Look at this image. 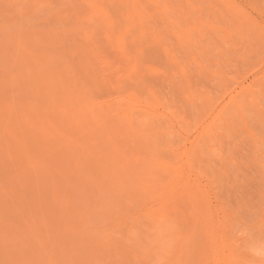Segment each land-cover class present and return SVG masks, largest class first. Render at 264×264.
Wrapping results in <instances>:
<instances>
[{
    "label": "rangeland",
    "instance_id": "374dc122",
    "mask_svg": "<svg viewBox=\"0 0 264 264\" xmlns=\"http://www.w3.org/2000/svg\"><path fill=\"white\" fill-rule=\"evenodd\" d=\"M24 3L26 5H23ZM28 3L31 5H28ZM94 5L96 6L95 9H93ZM18 6H20V10H18ZM1 13L0 28L3 27L1 30L7 29V27L15 30V28H12V22H20L22 24L19 23L16 26L22 31L17 30V28L15 32L9 31L10 33H16L17 36L19 35L18 32L20 34L22 32L23 35L32 31H43L44 29L45 34L47 33L49 36L47 44L51 42L49 46L52 44L55 46L53 39L52 41L50 39L51 33H56L57 31V33H60L62 30L64 38L67 39L66 43L65 39L62 38V40L64 39L63 44L66 43L64 48L65 46L68 47L65 49H68L69 52L77 45L86 44L82 40L89 35L87 38L89 39V44L92 47H96L95 58L97 59L91 58L94 59L92 62L91 60L89 61L92 65L87 64L88 67L91 66L90 68L87 69L85 62L79 61L77 55H69L70 57H67V54L70 53L68 51L66 53V50L64 52L61 50L63 52L61 56H64V58L66 56L67 61L69 59L72 64H76H73V72L78 71V74L75 73L76 78L83 79L84 77L83 81L86 80L88 82L86 86L89 85V90L90 88L92 89L89 91L90 95L88 93L85 99L83 98L84 101L89 100L93 102L90 105L97 107L95 109H98L97 104L101 106L99 109L102 106L104 109H110L112 118L105 120L107 123L104 120H100L101 122H97L98 124L95 121H91L88 125L86 122L83 124L78 123V117L74 119L73 116L69 115L70 119L73 118L75 123L72 120L69 122V116H63L65 115L63 113L70 110L73 106L69 107L70 105L68 104L70 102H66L67 108L65 109L63 100H59L60 98H64L65 94L63 92V96L59 99H57L58 95L53 96V94H48L51 100L54 97L52 101L57 97V105L60 106L54 107L58 114L55 116L58 118L51 116L56 113L51 107L53 112L51 111V115L47 116L50 108L48 107V103L44 104V102L48 100L46 99L47 97H45L46 101L42 100L44 98H41V96H47L45 92L49 93L50 87L57 86L55 85L57 82H61L66 78L64 76H57L62 70L64 72L61 61H56L58 55L53 54L54 58L51 53L55 51L53 52L52 48L49 49L50 47L48 50L52 52L45 50L44 41L43 49L41 48L42 43L36 46L39 41L36 36L39 35L36 33L35 36V32H32L31 36L35 37H32L34 43L37 41L35 44L36 49L39 50L41 48L40 50H43V52H38V60V56H34L33 59L31 57L35 53L37 55V51L34 52V46L32 48L33 53L29 52L31 51V47L28 46H30V43L34 44L31 42L32 39H25L26 44L30 42L27 46L24 43L23 36H19L20 39L22 38V42L20 43L21 53L17 49L19 48V40L15 41L19 37L15 40L13 38L11 43L7 41L9 40L8 38H11L10 35L14 33L9 34L8 32L9 35L4 40L5 42L7 41V44L3 41L4 38L0 40L2 42H0V45H3V42L5 44V46L3 45L4 47L0 46V59H2L0 60V129L2 128L1 130H3L4 128L5 130V132L2 131L4 133H1L0 130V264H52V262L54 264H264V0H41L40 2L39 0H0ZM27 13L32 15L29 16L32 21L28 19ZM91 15L96 19L94 18L93 20ZM19 19L21 20L19 21ZM90 19L92 21H89ZM85 21L88 23V27ZM74 25L75 27H73ZM59 27L61 29H56ZM28 29H32V31H28ZM51 29L50 33L49 30ZM72 29L74 30L71 31ZM76 30L78 31L76 32ZM23 31L26 33H23ZM5 32L3 33L6 34ZM41 34L40 36H44V39L43 37L39 38L46 41L48 37L45 39L44 32H41ZM63 34L61 32V36ZM84 34L86 36L82 38ZM69 35L74 36H70V38ZM25 36L24 38L28 37V35ZM56 36L53 35L52 37L57 38ZM75 36L77 37L75 38ZM118 40L121 42L120 45H118L120 43ZM121 40L124 41L123 44ZM86 41L87 39H85ZM12 42H18V45L13 43V46ZM8 43L12 45L10 49L16 47V44L17 48L14 49L17 50H11V53L9 47H6L7 45L10 46ZM22 46H27L25 49H29L28 53H23L26 51H24L25 49ZM55 48L56 46L54 50H57ZM5 49L9 50L6 52ZM20 49L19 51H21ZM2 51L6 53L7 58L11 56L9 57L11 58L10 61L6 59V56L4 58L5 54L3 53V55ZM14 52L17 56H13ZM44 52L52 56L50 55L46 58L44 54V58L41 55ZM57 53L59 54L60 52ZM65 53L66 55H64ZM21 54L26 55V59ZM29 54L33 55L27 57ZM15 57L18 60L22 59V62L32 59L34 64L32 63L31 65H36L38 72L39 65L42 68L48 62L54 63L55 61V63L57 62V64L62 65L60 67L56 64L57 69L55 70L54 68L56 67L52 68V65L55 63L46 64L49 69L46 65L44 67L51 71H48L49 76L46 75V70H40L42 73L41 78L44 77L43 72H45L46 77L45 80H42L45 81L44 83L40 81L38 83L37 81V88H42V85L46 87L48 83L53 84H48L47 90L45 88L41 89L45 91L40 90L42 94L39 91L40 88L37 89L41 95L38 93L39 98L36 96L38 100L40 99L36 103L40 104L41 107L43 104L42 108L34 102V94L27 90H17V86L23 89L26 85L25 88H28V81L31 86L33 85L32 87H36L34 81L33 84L30 83V78H35L40 73H36L35 71L37 70L34 68L32 69L35 72L33 75L31 69H28L31 66L29 65L31 61H29V66L26 65L25 67H28L27 70L29 73L32 72V75L27 72L26 74L29 77L27 75V79H25L23 74H21L20 68L21 70H25V72L27 70L22 67L24 64L19 65L18 62L21 61H17ZM49 57L53 58L54 61H52L53 59L49 61ZM12 59L15 61H12ZM84 59L86 58L83 57V61ZM6 60L8 61L7 64ZM39 60H44L45 62L39 63ZM42 63L44 65H41ZM82 63L85 65L82 66ZM10 65H13V68L17 66L16 70H12L14 72L9 67L7 70L6 67ZM80 65L86 70H83L85 72L81 73L82 69L77 70ZM10 67L12 68V66ZM8 71L12 73L8 75L10 73ZM70 71L71 69H69ZM50 73H52V76ZM82 74L85 75L81 77ZM40 75L38 76L39 78ZM86 75H88V78ZM89 75L95 77L91 79L92 77H89ZM73 76L72 78L74 79L75 77ZM11 77H16V80ZM70 78L69 82L64 83V85L69 84L73 88L74 84L70 83L72 80ZM24 79L26 82L23 81ZM1 80L7 86L4 83L2 84ZM9 80H15L13 81L15 83L9 82ZM17 80L22 82L20 83L22 86L19 85V81L17 82ZM89 82H91V86ZM11 83L15 87H12ZM69 85L68 87H70ZM80 86L79 84L78 88ZM7 87L12 88L8 89ZM63 88H60L59 85L58 89L61 90ZM58 89L57 91L55 90L56 93ZM242 90H246L245 95H243ZM251 91L254 93H251ZM4 92L7 93L4 94ZM33 92L36 93L34 90ZM30 94L33 96L31 97L32 101H30ZM66 96L64 102L70 95ZM233 96L239 97L242 102L240 100L237 102V98ZM23 97L24 99H21ZM231 97L236 99L231 100V103L237 102L236 106L238 105L240 112H242L240 113L239 110L238 112L235 111L237 107L235 110L231 108V113L230 110L229 112L226 110L228 116H224V118L227 117L226 122H224L225 125H220L222 121L217 119L213 124L212 119L214 121L216 118L214 114L217 113V110L219 111L223 108L224 105L226 106L224 107L225 109L229 107L231 103L228 101H230ZM15 100L16 102H14ZM41 100L44 102L41 103ZM67 100L69 101V98ZM7 101L10 103H7ZM58 101L62 102L63 106L58 104ZM89 101H87L88 106ZM29 102L30 104H28ZM49 102H51L50 99ZM87 102L86 104L82 103L84 110H87L85 107ZM118 102L119 104H117ZM108 104L110 105L107 106ZM115 104L117 108H114ZM44 105L45 108L49 109L45 110ZM30 106L34 109H27V111L26 108ZM146 106H151L153 110L151 109L150 113H155L152 114L153 116L149 112H146ZM9 107L15 111L11 113L12 111L8 109ZM15 107L16 109H13ZM60 108H62L63 113H61L62 110ZM105 111L107 112L108 110ZM125 111L127 117L123 113ZM39 113H47V115L45 114L46 116L41 117L42 115L40 116ZM63 118H67L68 124L65 123L66 121ZM7 120L8 122L10 121V125ZM12 120L14 124L18 123L14 127ZM43 120L49 121L51 125L46 124L47 122ZM19 121L23 124L22 126L19 124ZM170 121L174 122V125L173 123L170 125ZM218 121H220L219 124ZM122 122L123 124L127 123L126 126H123ZM3 124H7V126L4 127ZM94 124L93 128L92 125ZM172 125L174 127L171 128ZM212 125H215V127H212ZM43 126L46 128L44 129ZM207 126L210 127L208 133L206 130ZM65 127L69 129L66 128L64 132L63 128ZM211 128H216V130H212ZM202 131H205L208 136H202L204 135L201 133ZM46 133L48 134L46 135ZM104 133L108 134H105V136ZM27 134L30 135L28 136ZM60 134L63 139L66 136L68 140L60 138ZM22 135L25 137L23 138ZM13 136L14 140L11 139ZM102 136H105V138ZM109 136H112V138ZM150 136L153 139L149 138ZM201 136L202 140L198 138ZM203 137H206V139L204 138L203 140ZM80 138L81 140H79ZM110 140H113L114 143H109ZM66 141L72 143L69 144ZM80 141H82V144ZM105 142L109 146H106L108 144ZM21 144L23 145L21 146ZM74 144L76 145L74 146ZM85 145L87 146L85 147ZM88 145H91L90 147L94 145L95 148L93 146V150L91 151ZM65 146L67 147L65 148ZM112 146H117L118 150L114 151L110 148ZM169 146H172V148H169ZM62 148L64 151L61 150ZM77 148L81 151L79 152ZM67 149L73 150H70V152ZM169 149L171 150L169 151ZM59 150L60 152H58ZM184 150L187 154L191 151L190 155H185ZM82 151H85L84 154L81 153ZM193 152L196 153L192 155ZM59 154L61 155L59 156ZM156 154L159 159L161 158L160 160L170 162L171 165H176L175 168H179L182 165V171L186 169L184 170L187 173L185 174V178L186 180L188 179L184 183L181 182L184 185L183 188V185H177L178 183L181 184L180 178H177L175 173L172 174L174 179L176 177L179 180H174L171 177L174 182L177 180L178 183L176 181L173 184L176 186L174 188L170 187L172 191H170L169 197H167V199L170 198L168 200L169 203L165 200L167 203L165 204L166 212L169 211L166 213L167 218H163L162 221V216L161 218L158 217L160 219L158 223L155 220L153 221L152 217L156 218L155 216H149V212L144 213L147 209L150 212H153L155 208L157 209L159 206L158 200H152L148 206L146 205L148 208L146 206L145 208L142 202L144 199L142 192L140 189L138 190V186L136 185L137 188L135 186L132 188L136 184L137 178L148 172L146 171V165H143L147 161H143L149 160L147 157L153 156L155 158ZM65 156L69 157V161ZM112 157H114L115 163L116 160L118 161L116 164L112 160ZM157 157L156 159H158ZM152 158L150 160H153ZM62 161L63 163L65 162V165ZM124 163L125 166L123 165ZM118 166L120 168L116 169L117 171L119 170L117 172L115 167L118 168ZM121 166L123 169H126L124 171L120 170ZM185 166L186 168H183ZM105 168L107 171H105ZM177 168L174 170L173 167V170L176 172V170H179ZM16 169L19 171L17 172ZM139 169L145 172L141 175L140 173L142 172ZM25 172L27 173L23 175ZM166 173L163 172L162 175L157 173L163 179L162 182L165 185L169 183L168 179L171 176L168 172ZM180 174L183 173L180 172ZM117 178L119 183L116 181ZM127 179L130 180L127 181ZM189 181V186L190 184L193 186H191L192 190L187 187ZM130 183L134 184L131 185ZM117 184L120 185L118 186ZM92 187L93 190H91ZM106 187L109 188L107 189ZM122 190L126 193H122ZM162 192H159V194ZM192 192L197 195H194ZM189 193H192L193 196H190ZM63 197L65 200H63ZM124 197L125 199H123ZM3 199L6 200L3 201ZM133 199L134 201H132ZM62 200L64 203H61ZM116 207L119 208L117 209ZM150 207L151 209H149ZM141 213L142 216H140ZM164 224H170L171 226L167 228L168 226ZM152 226H157V229L156 227L152 228ZM164 233L167 234L166 237H163L165 236ZM167 236L170 237L167 238ZM104 237L106 238L104 239ZM164 239H169V243ZM163 240L165 241L164 243ZM152 243L155 244L152 245ZM161 243L162 245L159 246Z\"/></svg>",
    "mask_w": 264,
    "mask_h": 264
},
{
    "label": "bare ground",
    "instance_id": "6f19581e",
    "mask_svg": "<svg viewBox=\"0 0 264 264\" xmlns=\"http://www.w3.org/2000/svg\"><path fill=\"white\" fill-rule=\"evenodd\" d=\"M40 1H41V0H39V2H40ZM103 1H104V0H103ZM27 2H28V1H27ZM82 2H84V1H82ZM86 2L88 3V1H86ZM21 3H22V2H21ZM90 3H91V1H90ZM92 3H93V2H92ZM12 4H17V3H12ZM12 4H11V5H12ZM18 4H20V3H18ZM29 4H30V3H28V5H29ZM8 5H9V4H8ZM20 5H22V4H20ZM23 5H26V3H24ZM30 5H31V4H30ZM13 6H14V5H13ZM84 6H85V5H84ZM19 7H20V6H18V10H20ZM21 7H22V6H21ZM95 7H96V6L94 5V8H93V9H95ZM86 8H87V7H86ZM88 8H89V6H88ZM21 9H22V8H21ZM28 9H29V8H28ZM70 9H71V8H70ZM102 9H103V8H102ZM102 9H100V10H102ZM126 10H127V9H126ZM32 11H33V10H32ZM124 11H125V10H124ZM25 12H26V11H25ZM28 12H29V11H28ZM34 13H36V12H34ZM34 13H33V14H34ZM94 13H95V12H94ZM96 13H97V12H96ZM27 14H28V13H27ZM1 15H2V13L0 14V16H1ZM3 15H4V14H3ZM120 15H121V14H120ZM25 16H27V15L25 14ZM29 16H32V15L28 14V17H29ZM92 16H93V15H91V17H92ZM123 16H124V15H123ZM35 17H36V16H35ZM71 17H72V16H71ZM84 17H85V16H84ZM84 17H83V19H85ZM86 17H87V16H86ZM98 17H99V15H98ZM80 18L82 19V17H80ZM80 18H79V19H80ZM87 18H88V17H87ZM92 18H93V17H92ZM94 18H95V17H94ZM94 18H93V20H94ZM99 18H100V17H99ZM23 19H24V18H23ZM28 19L30 20V17H29ZM76 19H77V18H76ZM81 19H80V20H81ZM95 19H96V18H95ZM4 20H5V19H4ZM20 20H21V19H19V21H20ZM26 20H27V19H26ZM68 20H69V19H68ZM30 21H32V20H30ZM82 21H83V20H82ZM82 21H81V22H82ZM86 21H87V20H86ZM86 21H85V24H86V26H87L88 23H86ZM89 21H92V20L90 19ZM97 21H98V20H97ZM55 22H56V21H55ZM59 22H60V21H59ZM133 22H135V20H133ZM12 23L14 24L15 22H12ZM19 23H20V22H19ZM19 23L16 22L15 25L12 24V28H13V29L15 28V30H16V28H17L16 26H18ZM24 23H25V20H24ZM62 23H63V22H62ZM75 23H76V22H75ZM3 24H4V23H3ZM17 24H18V25H17ZM20 24H21V23H20ZM28 24H29V21H28ZM33 24H34V23H33ZM73 24H74V23H73ZM1 25H2V24H1ZM5 25H6V23H5ZM21 25H22V24H21ZM63 25H64V23H63ZM79 25H80V23H79ZM81 25H83V24H81ZM91 25H92V23H91ZM6 26H7V25H6ZM13 26H14V27H13ZM60 26H62V25H60ZM65 26H66V25H65ZM65 26H64V27H65ZM67 26H68V25H67ZM122 26H123V25H122ZM9 27H10V26H9ZM20 27H22V26H20ZM68 27H69V26H68ZM73 27H75V25H74ZM78 27H79V26H78ZM78 27H77V29H79ZM87 27H88V26H87ZM1 28H3V27H1ZM1 28H0V33H2V35H0V37H1L0 40H2V39L4 38L3 41L7 39L6 37H8L9 34H12V33L15 32V30H11V29H9L8 27H7V29H2L3 31L1 30ZM5 28H6V27H5ZM18 28H19V27H18ZM18 28H17V30H21V29H18ZM53 28H55V27H53ZM71 28H72V27H71ZM56 29H61V28L59 27V28H56ZM64 29H65V28H64ZM75 29H76V28H75ZM84 29H85V27H84ZM4 30H5L6 32H5ZM10 30H11V31H14V32H11V33H10V32H9ZM30 30L32 31V29H30ZM30 30L28 29V31H30ZM53 30H54V29H53ZM73 30H74V29H72L71 31H73ZM82 30H83V29H82ZM82 30H81V31H82ZM85 30H86V29H85ZM85 30H84V31H85ZM21 31H22V30H21ZM47 31H48V30H47ZM47 31H46V32H47ZM51 31H52V29L49 30L50 33H51ZM59 31H60V30H59ZM77 31H78V30H76V32H77ZM87 31H88V28H87ZM3 32H5L7 35L4 34ZM8 32H9V34H8ZM16 32H17V31H16ZM32 32H33V31H32ZM32 32H31V33H32ZM34 32H35V33H34ZM34 32H33L34 35H35L36 33H38V35H39V36H36V35H35V36L39 39L38 42L41 41L40 43H38V42L36 41V42H37V45H36V46L41 45V43H42V47H41V48L43 49V48H44V47H43V44H44L43 41H44V42H45V45H44V46H45V50H47V51H51V50H48V48L50 47L49 49L52 48V51H53V52H54V51H55V52H56V51H57V52H60L59 54H58L57 52H56V53H55V52H54V53H51L52 51H51V52H47V53H51L52 55H53V54H54V55H58L56 61H57V60L61 61V63H62L63 66L60 65V64H57V62L55 63V61H54L53 58H50V57H49V61H50L51 59H53L52 61H54L55 64H54V63H51V62H50V63L55 65V66L52 65V68L56 67V68H54L55 70L57 69V65H59L60 67H61V66L64 67V72H63V70L61 71V70L59 69L61 72L59 71L60 74H58L57 76H64V77H66V78L64 79V77H63L64 80H62L61 82L59 81L60 84H58L59 82H57V83L55 84V85H57V86H52V87H50L51 90H50V88H49V91H50L49 93H47V92H45V91H43V90H41V89L45 88V90H47L46 87L48 88L49 85H53V84H51V83H50V84L48 83L49 85L47 84L46 87H45V85H42V88H40V87H39L40 89L37 88V85H36L37 81H38V83H39V81L42 82V83L45 82V81H42L43 79L45 80V77H46V76H45V72H47L46 75L49 76V75H48V74H49L48 71H50V70H47V68L49 69V67H47V65H46V64H48L49 62L47 61L48 63L45 64L47 68L44 67V66H45L44 63L41 64V65H44V66H43L44 68H43V67L41 68L40 65L37 64V65H39V67H40V68H39V67L37 66L38 69H39V72H38V70L36 69V65H35V66H34V65H31L32 63L34 64V62H33L32 59H33L34 56H38V58H37V60H38V59H39L38 52H43V50L41 51V50H40L41 48H39V47H38L39 50L36 49V48H37V47L35 46L36 42L34 43V42H33V39H32V37H34V36H33V35L31 36V33H30V32L26 33V32L23 31V33H26V34H23V35H22V32H21V34H20V32H18V34H19L18 36H17L16 33H14V34H13L14 36H13V35H10L11 38H8L9 40H7V41L11 43V41H13V38H14V40H15V39H17V38L21 35V36H23V40H24V43H25V44H26V40H25V39H30V40L32 39L31 42L34 43V44H32V43L29 42V43H30V46H28L29 43L27 42L26 45H27L28 47H31L30 50L32 51V52H31V51H29V52H30V53H33V50H32L33 46L35 47V48H34V52L37 51V55H36V53H35V55H33V54H29V55H27V57L30 56V55H33V56H31L32 59L30 58L31 60H29V61H31L30 64H29V61H27V62L24 61V60L26 59V57H25L26 55H24V54H25V53H28V50H29V49H25V48H27V46H26V47H23V46H22V47L25 49L24 51H26V52H23L24 54H21V56L24 55L25 59L23 60L24 62L21 61L22 59H21V60L19 59V60L22 62V63H21V62H18L19 65H20V64H21V65L24 64V65H22V67H24V69H25V68H26L25 66L29 64V65H31V66L28 65V66H29V68L27 67L28 69H31V71H32V69L35 68V70H37V71H35V72H36V73H40L41 75L39 74V75H40V78L38 77L39 75H38L37 77H35V78H30V79H31V80H30V81H31L30 83L33 84V81H34V85H36V87H32L33 85L31 86V85L29 84V81H28L27 83H28V86H29V87H28V88L26 87L27 89L25 88L26 85H25V86L23 87V89H22V87H21L22 85L20 84V83H22V82H20L19 80H17V82L19 81V85H21V86H20L21 88H18L19 86L16 85V86H17V90H18V89H20L21 91H22V90H25V91L27 90V91H29L30 93L34 94V97L30 94V98L33 97V100H34L35 103L37 102V100H38V98H39L38 95L40 94V92H41V91L45 92L47 96H43V97L41 96V98H44V99H42V100H45V97H47L46 99H47L48 101H47V102H44V101H43V102H44V104L48 103V107H49V108L51 107V108H53V109H54V107H57V106L59 107V106H60V105H57V99H59L60 97H62V96H63V93H64V94H65V96H63L64 98H60L59 100H63V105H65V106H64L65 109L67 108V104H66V102H70V103L68 104V105H70L69 107H71V106H73V107L70 108V110L72 109L71 111L67 109L69 112H68V111H67V112L65 111V113H63L62 108H60V110H62L61 113L65 114V115H63V114H62V115H63V116H66V115L69 116V115H71V116H73L74 119H76V117H78V120H79L78 123H81V124H83L84 122H86V123L88 124V123L91 122V121H92V122L95 121V123H97V122L100 123V122H101L100 120H104V121H105V120H107V119H109V118H112V117H111L112 112L109 111L110 109H104L103 106H102V108L99 109V107H101V106H99L98 104H97L98 109H95V108H97V107H95L94 105L91 106L90 103L92 104L93 102H90V101L87 100V99H86V100L89 101V106H90V107L88 106V102L86 101V102H87V105H85V107H86L87 110H84V105H83V104H86V102L84 101L85 96H87L88 93H89V95H90V92H89V91L92 90V89L90 88V90H89V85L86 86V83H88V82H86V80L83 81V79H84L83 76H84L86 73H85L84 75L82 74L81 77H83V79H82V78H79V77L76 78V77H77L76 74H78V73H77L78 71H77V72H76V71L73 72V71H74V65H73V64H75V63L72 64V62H71L69 59H68V61H67V57H70L69 55H71V56H73V55H77V56H78L77 58H79V61L81 60V62H85L86 66H87V67H86V66H85V67H86L87 69L91 67V66L88 67L87 64H91V63H89V61L91 60V62H92V60H94V59H91V58H93V57L95 58V55H96V54H95L96 47H95V46L92 47V46L89 44V39L87 38L89 35L85 38V39H87L88 44H87V41L85 42V39L83 38V37L86 36V35H85V34H84L83 36L81 35L82 38H83L82 41H84L83 43H86V44H80V45H77L74 49L70 50V52H69L68 49H65V48H68V47L65 46V48H64V45L67 43V39L64 38L65 36H64L62 30H61V32H62V34H63L62 36H61V32H60V33H57L58 31H57L56 33H55V32L51 33L52 36H53V35H57V36H56L57 38L54 37L56 40L50 35V36H51L50 39H51V41H52V39H53V41L55 42L54 45L56 46L57 50H54V47H55V46H53V44H52L51 46H49V44H51V42H50V43L48 42L49 44H47V41L49 40V36L47 35V33L45 34V30H44V29H43V31L41 30V31H37V32L34 31ZM41 32H44V34H45V39H47V37H48V39H47L46 41L43 40V39H44V36H40ZM64 32H65V31H64ZM50 33H48V34H50ZM74 33H75V32H74ZM78 33H80V32H78ZM82 33H83V31H82ZM91 33H92V32H91ZM29 34H30V35H29ZM86 34H87V33H86ZM24 35H26V36L28 35V37L25 36L26 38H24ZM41 35H42V34H41ZM59 35H60V36H59ZM66 35H67V33H66ZM2 36H3V37H2ZM12 36H13V37H12ZM70 36H72V35H69V37H70ZM73 36H74V35H73ZM73 36H72V37H73ZM77 36H78V35H77ZM77 36H75V38H76ZM15 37H16V38H15ZM30 37H31V38H30ZM39 37H43V39L41 38V39H42V40H41ZM34 38H35V37H34ZM37 38H36V40H38ZM62 38L65 39V42H66V43L64 42L65 44H63V40H64V39L62 40ZM66 38H67V37H66ZM70 38H71V37H70ZM89 38H90V37H89ZM10 39H12V40H10ZM21 39H22V38H21ZM21 39H20V37H19L17 40H15V41H18V40H19V45H18V42H17V43H16V42H12V45H13V43H16V44L18 45L19 48H17V45H16V44H15L16 47H14V48H17L19 53L22 52V49H20V43L22 42ZM117 39H120V38H117ZM117 39H116V40H117ZM61 40H62V42H61ZM71 40H72V39H71ZM74 40H75V39H74ZM74 40H73V42H74ZM7 41H6V42L4 41V42L7 44ZM118 41H119V40H118ZM118 41H117V43H118ZM121 41H122V40H121ZM0 42H1V41H0ZM4 42H3V45L5 46ZM54 42H53V43H54ZM78 42H79V41H78ZM119 42H120V41H119ZM123 42H124V41H122V44H123ZM1 43H2V42H1ZM10 43H8V44L10 45ZM80 43H81V42H80ZM91 43H92V42H91ZM22 44H23V43H22ZM22 44H21V45H22ZM120 44H121V42L118 43V45H120ZM3 45H0V46L4 47ZM12 45H10V46L7 45L6 47H9V49H10V47H11ZM23 45H24V44H23ZM68 45H69V44H68ZM85 45H86V46H85ZM13 46H14V45H13ZM46 46H47V47H46ZM73 46H74V45H73ZM22 47H21V48H22ZM97 47H98V45H97ZM0 48H1V47H0ZM11 48H12V47H11ZM14 48H13V49H10V50H9V49H7V50L5 49V50H6V52H7L8 50H9V51H11V50H13V51H14V50H17V49H14ZM46 48H47V49H46ZM56 48H55V49H56ZM62 48H64V49H62ZM71 48H72V47H71ZM92 48H93V49H92ZM19 49H20L21 51H19ZM0 50H1V49H0ZM3 50H4V48H3ZM61 50H63V52L66 50V53H67V51L70 53V54H67V57L65 56L66 59L64 58V56H61V55H63V52H62ZM3 53H4V52L2 51V54H3ZM11 53H12V51H11ZM66 53H65L64 55H66ZM0 54H1V53H0ZM4 54H5V55H4ZM4 54H3V55H4V58H5V56H6V59L10 61L11 58H9V57H11V56H9V54H8V56H9V57H8L9 59H8L6 53H4ZM16 54H17V53H16ZM44 54H45L46 58H47L48 56L51 55V54L48 55V54H46L45 52H44L43 54L41 53V55H42L44 58H45ZM10 55H11V54H10ZM19 55H20V54H19ZM19 55H18V56H19ZM52 55H51V56H52ZM54 55H53V57H54ZM13 56H17V55H15V52H14ZM0 57H1V55H0ZM83 57L86 58V59H84V61H83ZM2 58H3V57H2ZM4 58H3V59H4ZM15 58H16V57H15ZM15 58H14V59H15ZM19 58H20V57H19ZM54 58H55V57H54ZM14 59H12V61H15ZM28 59H29V58H28ZM28 59H27V60H28ZM95 59H96V58H95ZM0 60H2V59H0ZM7 60H6V64H7V62H8ZM16 60L19 61L18 58H16ZM35 60H36V59H35ZM44 60H45V59H44ZM44 60H41V61L39 60V61H40L39 63L43 62ZM46 60H47V59H46ZM65 60H66V61H65ZM96 60H97V59H96ZM17 61H16V62H17ZM59 61H58V62H59ZM44 62H45V61H44ZM14 63H15V62H14ZM36 63H38V62H36ZM50 63H49V64H50ZM76 63H77V62H76ZM15 64L18 65L17 63H15ZM56 64H57V65H56ZM85 64L82 63L81 65L84 66ZM100 64H101V63H100ZM19 65H18V66H19ZM75 65H76V64H75ZM77 65H78V63H77ZM81 65L79 66V68L77 67V68H78L77 70L82 69V70H81V73H82V72H85L86 70L83 69V67H82ZM91 65H92V64H91ZM10 66H12V68H13V65H10ZM10 66H7V67H6L7 70H8V67H9V69H11V71L14 70L15 68H17V66H14V68L12 69ZM49 66H50V65H49ZM59 66H58V67H59ZM32 67H33V68H32ZM27 68H26V70H27ZM50 68H51V67H50ZM120 68H121V67H120ZM41 69H43L44 71L46 70L45 72L42 71V72H43V75H44L43 78H41V76H42V73L40 72ZM61 69H62V68H61ZM69 69H71L70 72H69ZM92 69H93V68H92ZM92 69H91V70H92ZM15 70H16V69H15ZM51 70H52V69H51ZM55 70H52V71H55ZM83 70H85V71H83ZM11 71H8V72H10V73L7 72L8 75L11 74L12 72H14V71H12V72H11ZM20 71H21V74H23V77H25V79H27L26 77H27L28 74H26V73L28 72V70L25 72V70H21V68H20ZM20 71H18V72H20ZM23 71H24V73H22ZM29 71H30V70H29ZM57 71H58V70H57ZM57 71H56V72H57ZM32 72H33V75H34V73H35L34 70H33ZM32 72H30L31 75H32ZM50 72H51V71H50ZM91 72H92V71H91ZM28 73H29V72H28ZM30 73H29V74H30ZM52 73H55V72H52ZM52 73H50L51 76H52ZM75 73H76V74H75ZM79 73H80V71H79ZM17 74H18V73H17ZM24 74H26V75H24ZM56 74H57V73H56ZM69 74H70V75H69ZM88 74H89V73H88ZM19 75H20V74H19ZM19 75H16V76H19ZM31 75H30V76H31ZM35 75H37V74H35ZM73 75H74V76H73ZM93 75H94V73H93ZM93 75H92V76L89 75V77H92L91 79H93V78L95 77V76H93ZM11 76H12V75H11ZM20 76H21V75H20ZM72 76L75 77V78L73 79ZM86 76H87V78H88V75H86ZM28 77H29V75H28ZM54 77H55V76H54ZM69 77H71L70 80L72 79L70 83H73V84H74V85H73V88L71 87L72 85H69V84H68L70 87H68V85H66V86L64 85V83L69 82ZM7 78H8V77H7ZM11 78H14V79H15L16 77H11ZM17 78H18V77H17ZM21 78H22V76H21ZM37 78H39V79H41V80H39V79H37ZM47 78H48V77H47ZM47 78H46V79H47ZM4 79H5V78H4ZM25 79H24L23 81H25ZM33 79H34V80H33ZM35 79H36V80H35ZM85 79H86V78H85ZM102 79H103V78H102ZM15 80H16V79H15ZM15 80H13V81H15ZM1 81H2V80H1ZM5 81H6V79H5ZM13 81H12V80H9V82H13ZM21 81H22V80H21ZM46 81H47V80H46ZM90 81H91V80H90ZM6 82H7V81H6ZM9 82H8V84H9ZM25 82H26V81H25ZM91 82H92V81H91ZM91 82H89V83H90V86L92 85ZM93 82H94V81H93ZM99 82H100V81H99ZM120 82H121V81H120ZM3 83L5 84V82L2 81V84H3ZM13 83H15V82H13ZM13 83H11V86H12ZM38 83H37V84H38ZM96 83H97V82H96ZM79 84H80L83 88H82L81 86H80V88H78ZM5 85H6V84H5ZM59 85H60V88H61V87L63 88V86H64V88L61 89V90L58 89V88H59ZM255 85H257V84H255ZM6 86H7V85H6ZM39 86H41V85H39ZM93 86H94V85H93ZM106 86H107V85H106ZM126 86H127V85H126ZM12 87H15V86H12ZM12 87H11V88H12ZM30 87L35 88L36 90H35V89H32V88H30ZM55 87H56V88H55ZM85 87H88V88H85ZM113 87H114V86H113ZM252 87H253V86H252ZM7 88H8V87H7ZM11 88L9 87L8 89H11ZM29 88H30V89H29ZM54 88H55L56 91H57V89H58V92H57V93L55 92ZM100 88H101V87H100ZM100 88H98V89H100ZM0 89H1V88H0ZM5 89H6V87H5ZM37 89H39V91H40V90H41V91L38 92ZM52 89H53V90H52ZM87 89H88V90H87ZM122 89H123V88H122ZM249 89H250V88H249ZM249 89H248V90H249ZM33 90H34L36 93H34ZM59 90H60L61 92H60ZM239 90H240V89H239ZM93 91H94V89H93ZM109 91H110V90H109ZM242 91H243L242 93H244L243 95H245L246 90H242ZM9 92H10V90H9ZM52 92H53V93H52ZM62 92H63V93H62ZM252 92H253V91H251V93H252ZM260 92H261V91H260ZM6 93H7V92H6ZM6 93L4 92V94H6ZM11 93H12V92H11ZM27 93H28V92H27ZM38 93H39V94H38ZM230 93H231V92H230ZM242 93H241V94H242ZM248 93H249V92H248ZM253 93H254V92H253ZM262 93H263V92H262ZM21 94H22V93H21ZM36 94H37V95H36ZM41 94H42V92H41ZM41 94H40V95H41ZM48 94H49V95L53 94V96H57V95H58V96H57L58 98L55 97V100H56V101H55V100L52 101L54 97H53L52 100H51V98H50V96H49ZM124 94H125V93H124ZM232 94H233V93H232ZM8 95H9V94H8ZM66 95H70V96L68 97V98H69V101L67 100V99H68V98H67L66 101L64 102L65 97H67ZM26 96H27V95H26ZM36 96H38V98H37ZM100 96H101V95H100ZM100 96H99V97H100ZM237 96H238V94H237ZM254 96H255V95H254ZM233 97H236V96H233ZM233 97L230 98V101H228L229 103H231V100H236V99L233 98ZM239 97H240V94H239ZM239 97H236V98H237V102H238V100H240V102H242L241 99H240ZM9 98H10V97H9ZM9 98H8V99H9ZM25 98H26V97H25ZM56 98H57V99H56ZM83 98H84V99H83ZM86 98H87V97H86ZM238 98H239V99H238ZM241 98H242V97H241ZM21 99H24V97L21 98ZM49 99H50L51 102H49ZM88 99H89V97H88ZM90 99H91V96H90ZM228 99H229V98H228ZM252 99H253V98H252ZM5 100H6V99H5ZM39 100H40V99H39ZM39 100H38V101H39ZM42 100H41V103H43ZM91 100H92V99H91ZM103 100H104V99H103ZM126 100H127V99H126ZM198 100H199V99H198ZM249 100H250V99H249ZM20 101L22 102V100H20ZM30 101H32V98L30 99ZM45 101H46V100H45ZM117 101H118V100H117ZM8 102H9V101H7V103H8ZM14 102H16V100H15ZM23 102H24V101H23ZM53 102H55V103H54L55 106L52 105ZM58 102H59L58 104H61V103H62V102L60 103V101H58ZM98 102H99V101H98ZM119 102H120V100H119ZM119 102H118L117 104H119ZM228 102H227V103H228ZM237 102H236V103H235V102L231 103V104H230L231 106L229 105V107H227L226 109L224 108V107H226V106L224 105V107L222 106L223 108H221L219 111L217 110V113L214 112V113H215L214 115H215L216 118L214 119V121H213V119H212V123L214 124L215 120L217 119V120L222 121V122L220 123V125H221V124L225 125L224 122H226L225 120H227V117H225V118H226V119H225L224 116H228L226 110H228V112H229V110H230L231 108H232V110H235V108L237 107V108H236L237 110H235V111L238 112V110H239V112H240V109H239L238 105L236 106ZM9 103H10V102H9ZM64 103H65V104H64ZM82 103H83V104H82ZM129 103H130V102H129ZM229 103H228V104H229ZM5 104H6V102H5ZM14 104H15V103H14ZM18 104H19V103H18ZM28 104H30V102H29ZM50 104H51V106H50ZM74 104H75V105H74ZM105 104H106V103H105ZM112 104H113V103H112ZM191 104H193V103H191ZM228 104H227V106H228ZM242 104H243V103H242ZM10 105H11V104H10ZM10 105H9V106H10ZM21 105L24 106L23 103H21ZM33 105L35 106V104H33ZM33 105H31V106L33 107ZM36 105H39V106H40V104H37V103H36ZM61 105H62V104H61ZM63 105H62V106H63ZM109 105H110V104H108L107 106H109ZM124 105H125V104H124ZM127 105H128V104H127ZM129 105H130V104H129ZM131 105H133V104H131ZM239 105H240V103H239ZM253 105H254V104H253ZM263 105H264V104H263ZM31 106H30L29 108H26V110H27V109H30V110L32 109V110H33L34 108H31ZM112 106H114V105H112ZM112 106H111V107H112ZM233 106H235V107H233ZM249 106H250V105H249ZM4 107H5V106H4ZM13 107H14V106H13ZM16 107H17V106H16ZM16 107L13 108V109H16ZM18 107H20V106H18ZM40 107H41V106H40ZM42 107H43V104H42ZM42 107H41V108H42ZM115 107H116V104H115L114 108H115ZM146 107H147V108H145V109L147 110V111L145 110L146 112H149L150 115L155 114V113H150V110L152 109L151 106H150V107L146 106ZM241 107H242V106H241ZM0 108H1V107H0ZM37 108H38V107H37ZM49 108H47V107L45 108V105H44V109H45V110H47V109H49ZM51 108H50L49 111H48L49 113L46 111V112L48 113V115H47V113H39L40 116L42 115L41 117H43L45 114H46L47 116H49V114L52 113L53 111H54V112L57 111V110H55V109L52 111ZM116 108H117V107H116ZM130 108H131V107H130ZM246 108H247V107H246ZM246 108H245V109H246ZM248 108H249V107H248ZM255 108H256V107H255ZM8 109H11L12 112L9 110L11 113H13V112L15 111V110H12V108H10V107H9ZM57 109H58V108H57ZM127 109H128V108H127ZM251 109H252V108H251ZM3 110H4V109H3ZM21 110H23V109H21ZM42 110H43V109H42ZM58 110H59V109H58ZM105 110H108V111L106 112ZM113 110H114V109H113ZM125 110H126V109H125ZM136 110H137V109H136ZM152 110H153V109H152ZM9 111H8V114H9ZM27 111H28V110H27ZM36 111H37V110H36ZM36 111H35V112H36ZM51 111H52V112H51ZM119 111H120V110H119ZM123 111H124V110H123ZM130 111H131V109H130ZM134 111H135V110H134ZM137 111H138V110H137ZM145 111H144V112H145ZM22 112H23V111H22ZM37 112H38V111H37ZM58 112H59V111H58ZM113 112H114V111H113ZM138 112H139V111H138ZM231 112H232V111L230 110V113H231ZM241 112H242V111H241ZM241 112H240V113H241ZM244 112H245V111H244ZM16 113H17V112H16ZM29 113H30V112H29ZM67 113H68V114H67ZM123 113L126 115V111L123 112ZM18 114H19V113H18ZM24 114H25V113H24ZM39 114H37V115H39ZM77 114H78V115H77ZM114 114H116V113H114ZM124 114H123V116H125ZM129 114H130V113H129ZM137 114H138V113H137ZM139 114H140V113H139ZM225 114H226V115H225ZM25 115H26V114H25ZM30 115H31V114H30ZM46 115H45V116H46ZM50 115H51V114H50ZM55 115H58L57 112H56L54 115L52 114L51 116H52V117L54 116V118H55V117H57V116H55ZM76 115H77V116H76ZM192 115H193V114H192ZM256 115H257V114H256ZM2 116H3V115H2ZM14 116H15V115H14ZM23 116H24V115H23ZM63 116H62V117H63ZM108 116H110V117H108ZM130 116H131V114H130ZM139 116H141V115H139ZM152 116H153V115H152ZM155 116H156V115H155ZM262 116H263V115H262ZM17 117H18V116H17ZM20 117H21V116H20ZM126 117H127V115H126ZM263 117H264V116H263ZM9 118H10V116H9ZM28 118H29V117H28ZM36 118H37V117H36ZM57 118H58V117H57ZM59 118H60V117H59ZM67 118H68V117H67ZM67 118H65V119L63 118V119L66 121V122H65V121H64V122L68 124V122H67ZM73 118L70 119V116H69V118H68V119H69V122H70L71 120L73 121ZM113 118H114V117H113ZM119 118H120V117H119ZM151 118H152V117H151ZM11 119H12V118H11ZM26 119H27V118H26ZM45 119H46V118H45ZM49 119H50V118H49ZM60 119H61V118H60ZM117 119H118V118H117ZM143 119H144V118H143ZM0 120H1V119H0ZM16 120H17V118H16ZM37 120H38V118H37ZM170 120H172V119H170ZM179 120H180V119H179ZM39 121H40V119H39ZM43 121H45V120H43ZM104 121H103V122H104ZM115 121H116V120H115ZM122 121H123V120H122ZM149 121H150V120H149ZM149 121H148V122H149ZM172 121H173V120H172ZM172 121H170V125H171L172 123H173V125H174V122H172ZM220 121H218V124H219ZM7 122H8V120H7ZM12 122H13V120H12ZM21 122H22V121H21ZM45 122H47V121H45ZM52 122H53V121H52ZM105 122H106V121H105ZM126 122H127V121H126ZM146 122H147V121H146ZM181 122H182V121H181ZM8 123H9V125H10V121H9ZM8 123H7V124H8ZM53 123H54V122H53ZM73 123H75V122L73 121ZM76 123H77V121H76ZM98 123H97V124H98ZM106 123H107V122H106ZM129 123H130V122H129ZM134 123H135V122H134ZM144 123H145V122H144ZM156 123H157V122H156ZM212 123H211V124H212ZM1 124H2V123H1ZM7 124H6V125L3 124L4 127L7 126ZM16 124H18V123L16 122ZM16 124H14V122H13V127H14ZM19 124H21V126L23 125L22 123H20V121H19ZM43 124H44V122H43ZM46 124H49V121H48ZM87 124H85V125H87ZM91 124H92V123H91ZM97 124H96V126L99 127V125H97ZM102 124H103V123H102ZM104 124H105V123H104ZM113 124H114V123H113ZM116 124H117V123H116ZM122 124H123V122H122ZM124 124H125V123H124ZM124 124H123V126H126L127 123H126L125 125H124ZM146 124H147V123H146ZM149 124H150V123H149ZM180 124H181V123H180ZM34 125H35V124H34ZM49 125H51V124H49ZM49 125H48V126H49ZM70 125H71V124H70ZM70 125H69V126H70ZM85 125H84V126H85ZM88 125H89V124H88ZM128 125H129V124H128ZM128 125H127V126H128ZM150 125H151V124H150ZM173 125L171 126V128L174 127ZM193 125H194V124H193ZM198 125H199V124H198ZM40 126H41V125H40ZM69 126H68V127H69ZM92 126H93V128H94L95 124L92 125ZM145 126H146V125H145ZM162 126H163V125H162ZM209 126H210V124H209ZM213 126L215 127V125H212V127H213ZM41 127H42V126H41ZM43 127H44V126H43ZM51 127L54 129L53 126H51ZM63 127H64V126H63ZM68 127L63 128V129H64V132H65V129H66V128L69 129ZM70 127H71V126H70ZM74 127H75V126H74ZM78 127H79V126H78ZM101 127H102V126H101ZM115 127H116V126H115ZM119 127H120V126H119ZM142 127H143V125H142ZM159 127H160V126H159ZM179 127H181V126H179ZM30 128H31V127H30ZM45 128H46V127H44V129H45ZM88 128H89V126H88ZM88 128H87V129H88ZM116 128H117V127H116ZM128 128H129V127H128ZM209 128H210V127H208V126H207V129L205 128V129L207 130V133H208V131L210 130ZM1 129H2V128H1ZM1 129H0V130H1ZM5 129H6V128H5ZM24 129H25V128H24ZM53 129H50V130H53ZM56 129H57V128H56ZM56 129H55V130H56ZM58 129H59V128H58ZM96 129H97V128H96ZM96 129H95V130H96ZM101 129H102V128H101ZM129 129H130V128H129ZM137 129H138V128H137ZM205 129H204V130H205ZM211 129H212V128H211ZM219 129H220V128H219ZM254 129H255V128H254ZM9 130H10V127H9ZM15 130H17V129H15ZM28 130H30V129H28ZM36 130H37V129H36ZM59 130L61 131V129H59ZM139 130H140V129H139ZM163 130H164V129H163ZM169 130H170V129H169ZM183 130H184V129H183ZM206 130H205V131H206ZM212 130H216V128H215V129L213 128ZM2 131L5 132L4 128H3V130H1V133H4V132H2ZM7 131H8V130H7ZM7 131H6V132H7ZM32 131H33V130H32ZM48 131H49V129H48ZM66 131H67V130H66ZM82 131H83V130H82ZM84 131H85V130H84ZM109 131H110V130H109ZM137 131H138V130H137ZM173 131H175V130H173ZM205 131H204V132H205ZM217 131H218V128H217ZM16 132H17V131H16ZM35 132H36V131H35ZM39 132H40V131H39ZM94 132H95V131H94ZM138 132H139V131H138ZM179 132H180V131H179ZM204 132H203V131L201 132L202 134H204V135H202V136H208V134H207L206 132H205V133H204ZM247 132H248V131H247ZM19 133H20V132H19ZM68 133H71V132H68ZM73 133H74V132H73ZM102 133H103V132H102ZM109 133H110V132H109ZM130 133H131V132H130ZM160 133H161V132H160ZM172 133H173V132H172ZM7 134H8V132H7ZM20 134H21V133H20ZM25 134H26V132H25ZM33 134H34V133H33ZM39 134H41V133H39ZM47 134H48V133H46V135H47ZM74 134H77V133H74ZM74 134H73V135H74ZM84 134H85V133H84ZM98 134H99V133H98ZM105 134H106V133H104V135H105ZM107 134H108V133H107ZM107 134H106V135H107ZM206 134H207V135H206ZM209 134H210V132H209ZM214 134H215V133H214ZM4 135H5V134H4ZM14 135H15V134H14ZM27 135H28V134H27ZM27 135H26V136H27ZM29 135H30V134H29ZM29 135H28V136H29ZM42 135H43V133H42ZM63 135H64V134H63ZM73 135H72V136H73ZM106 135H105V136H106ZM165 135H166V134H165ZM34 136H36V135L34 134ZM39 136H40V135H39ZM52 136H53V135H52ZM59 136H60V138H62L61 134H60ZM59 136H57V137H59ZM70 136H71V134H70ZM105 136H104V137L102 136V137L105 138ZM115 136H116V135H115ZM126 136H127V135H126ZM202 136H201V137H198V138L202 140ZM20 137H21V136H20ZM22 137H23V135H22ZM24 137H25V136H24ZM24 137H23V138H24ZM75 137H76V135H75ZM90 137H91V136H90ZM96 137H98V136H96ZM102 137H101V138H102ZM109 137L112 138V136H109ZM145 137H146V135H145ZM181 137H182V136H181ZM7 138H8V137H7ZM7 138H5V139L8 140ZM15 138H16V136H15ZM17 138H18V137H17ZM26 138H27V137H26ZM65 138H66V136L64 137V139H65ZM68 138H69V137H68ZM78 138H79V137H78ZM113 138H114V137H113ZM126 138H127V137H126ZM149 138H152V137L150 136ZM198 138H197V140H198ZM204 138L206 139V137H203V140H204ZM11 139L14 140V136H13V138H11ZM27 139H28V138H27ZM38 139H39V138H38ZM62 139H63V138H62ZM64 139H63V140H64ZM66 139H67V138H66ZM82 139H83V138H82ZM92 139H93V138H92ZM115 139H116V138H115ZM121 139H122V138H121ZM152 139H153V138H152ZM13 140H12V141H13ZM18 140H19V139H18ZM21 140H22V139H21ZM24 140L26 141V139H24ZM67 140H68V139H67ZM73 140H74V139H73ZM76 140H77V139H76ZM79 140H81V138H80ZM79 140H77V141H79ZM99 140H100V139H99ZM102 140H103V139H102ZM16 141H17V139H16ZM22 141H23V140H22ZM22 141H21V142H22ZM40 141H42V140H40ZM48 141H49V140H48ZM51 141H52V140H51ZM53 141H54V140H53ZM69 141H70V140H69ZM69 141H68V142H69ZM71 141H72V139H71ZM77 141H76V142H77ZM88 141H90V140H88ZM100 141H101V140H100ZM103 141H104V140H103ZM107 141H108V140H107ZM122 141H123V140H122ZM135 141H136V140H135ZM154 141H155V140H154ZM154 141H153V142H154ZM166 141H167V140H166ZM198 141H200V140H198ZM198 141H197V142H198ZM14 142H15V141H14ZM45 142H46V141H45ZM55 142H56V141H55ZM66 142H67V141H66ZM68 142H67V143H68ZM72 142H73V141H72ZM72 142H69V144L72 143ZM81 142H82V141H80V143H81ZM97 142H98V141H97ZM148 142H149V141H148ZM201 142H202V141H201ZM50 143H51V142H50ZM58 143H59V142H58ZM105 143H107V142H105ZM109 143L113 144L114 142H113V140H110ZM143 143H144V142H143ZM167 143H168V142H167ZM19 144H20V142H19ZM45 144H46V143H45ZM52 144H53V143H52ZM59 144H60V143H59ZM69 144H68V146H70ZM81 144H82V143H81ZM83 144H84V143H83ZM85 144H86V143H85ZM87 144H88V143H87ZM94 144H95V142H94ZM99 144H100V143H99ZM107 144H108V143H107ZM200 144H201V143H200ZM6 145H7V144H6ZM22 145H23V144H21V146H22ZM75 145H76V144H74V146H75ZM105 145H106V144H105ZM170 145H171V144H170ZM193 145H194V144H193ZM15 146H16V145H15ZM63 146H64V145H63ZM74 146H73V147H74ZM86 146H87V145H85V147H86ZM88 146L90 147L91 145H88ZM93 146H94V145H93ZM93 146L90 147V148H91V149H90L91 151L93 150ZM100 146H101V145H100ZM106 146H109V144L106 145ZM24 147H25V145H24ZM66 147H67V146H65V148H66ZM77 147H78V144H77ZM96 147H97V146H96ZM116 147H117V146H116ZM116 147H115V146H112V147H110V148H112V149L115 151V150H118ZM119 147H120V146H119ZM167 147H168V144H167ZM194 147H195V146H194ZM22 148H23V147H22ZM75 148H76V147H75ZM81 148H82V147H81ZM81 148H80V149H81ZM94 148H95V146H94ZM169 148H172V146H169ZM195 148H196V147H195ZM6 149H7V148H6ZM32 149H33V148H32ZM83 149H84V148H83ZM98 149H99V148H98ZM112 149H111V150H112ZM151 149H152V147H151ZM61 150H63V148H62ZM70 150H71V149H69V150L67 149V151H70ZM72 150H73V149H72ZM72 150H71V151H72ZM77 150H78L79 152L81 151V150H79L78 148H77ZM85 150H86V149H85ZM90 150H89V151H90ZM111 150H110V152H111ZM170 150H171V149H169V151H170ZM193 150H195V149L193 148ZM193 150H192V151H193ZM29 151H30V150H29ZM32 151H33V150H32ZM63 151H64V150H63ZM65 151H66V149H65ZM71 151H70V152H71ZM94 151H96V150H94ZM108 151H109V150H108ZM120 151H121V150H120ZM147 151H148V150H147ZM160 151H161V150H160ZM184 151H185V150H184ZM30 152H31V151H30ZM58 152H60V150H59ZM73 152H75V151H73ZM84 152H85V151H84ZM84 152L82 151L81 153L84 154ZM87 152H88V151H87ZM122 152H123V151H122ZM126 152H127V151H126ZM131 152H132V151H131ZM138 152H139V151H138ZM190 152H191V151H189L188 154H187V152L185 151L184 154L187 155V156H189V155H190ZM197 152H198V151H197ZM16 153H17V152H16ZM66 153H67V152H66ZM105 153H106V152H105ZM116 153H117V152H116ZM118 153H119V151H118ZM139 153H140V152H139ZM157 153H158V152H157ZM195 153H196V152H193L192 155L195 154ZM13 154H14V153H13ZM20 154H21V153H20ZM28 154H29V153H28ZM28 154H26V155H28ZM35 154H36V153H35ZM47 154H48V153H47ZM54 154H55V153H54ZM67 154H68V153H67ZM90 154H92V153H90ZM100 154H103V153H100ZM109 154H110V153H109ZM111 154H112V153H111ZM114 154H115V153H114ZM125 154H126V153H125ZM16 155H17V154H16ZM24 155H25V154H24ZM29 155H30V154H29ZM60 155H61V154H59V156H60ZM77 155H78V154H77ZM88 155H89V154H88ZM106 155H107V154H106ZM112 155H113V154H112ZM115 155H117V154H115ZM120 155H121V154H120ZM147 155H148V154H147ZM152 155H153V154H152ZM34 156H35V155H34ZM57 156H58V154H57ZM86 156H87V155H86ZM86 156H85V157H86ZM93 156H94V155H93ZM104 156H105V154H104ZM138 156H139V155H138ZM148 156H150V155H148ZM153 156H154V155H153ZM153 156H151V157H149V158L147 157V159L150 160ZM183 156H184V155H183ZM187 156H186V157H187ZM22 157H23V155H22ZM24 157H25V156H24ZM26 157H28V156H26ZM41 157H42V156H41ZM46 157H47V156H46ZM65 157L68 158V161H69V157H68V156H65ZM71 157H73V156L71 155ZM85 157H84V158H85ZM124 157H125V156H124ZM156 157H157V154H156ZM156 157H155V158L153 157V158H152L153 160H150V161H149V160H144V161H143V162L147 161V163H143V165H146V168H147L146 171H148V172H147L146 174H144L143 176H139V178H137V180L134 179V180L137 181V182L133 181V182H135L136 184H134V183H130V184H131V185L134 184V185L132 186V188H133L135 185L138 186V190L140 189V191L142 192V195H143V197H144V199H143V201H142L144 207H145L146 205L148 206V204H149L150 202H152V200H153V201H154V200H155V201L158 200L157 202L159 203V204H158L159 206H158L157 209L155 208V209L153 210V212H150V211L147 209V211L144 212V213H148V212H149V213H148L149 216H151V215L155 216L156 218L152 217V218H153V221L155 220V222L157 221V223H158V222H159L158 220H160V219H158V217L161 218V216H162V221H163V218H167V217H166V216H167L166 213H168L169 211L166 212V205H165V204H167L166 201L169 203L168 200H169L170 198L167 199V197H169L168 194L170 193V191H172V189H170V187L172 186L171 188H174V187L176 186V185H173V184H175V182H176L177 180H179V179H177V178H180V183H181V182L184 183L185 181H188V179L186 180V178H185V174H187V173L184 172V170H186V169H184V170L182 171V167H181L182 165H181L180 167L178 166L179 168L176 167V168L179 169V170H180V168H181V170H180V171H179V170H176V172H175L174 170L176 169V168H175L176 165H174V164L171 165L170 162H167V161H164V160H160L161 158L159 159L158 157H157L158 159H156ZM10 158H11V157H10ZM35 158H36V157H35ZM54 158H55V157H54ZM56 158H57V157H56ZM92 158H93V157H92ZM112 158H113L112 160H113L114 163H115L114 157H112ZM117 158H119V156H117ZM126 158H127V157H126ZM134 158H135V157H134ZM140 158H141V157H140ZM20 159H21V158H20ZM20 159H19V160H20ZM88 159H89V158H88ZM132 159H133V158H132ZM141 159H142V158H141ZM145 159H146V158H145ZM23 160H25V159H23ZM37 160H38V159H37ZM57 160H58V159H57ZM73 160H74V158H73ZM122 160H124V158H122ZM129 160H130V158H129ZM38 161H39V160H38ZM44 161H45V160H44ZM52 161H53V160H52ZM88 161H90V160H88ZM104 161H105V160H104ZM104 161H102V162H104ZM109 161H110V160H109ZM141 161H142V160H141ZM141 161H138V162H141ZM18 162H19V161H18ZM21 162H22V161H21ZM35 162H36V161H35ZM83 162H84V161H83ZM85 162H86V161H85ZM92 162H93V161H92ZM100 162H101V160H100ZM100 162H99V164H100ZM106 162H107V160H106ZM117 162H118V161L116 160V163H117ZM121 162H122V161H121ZM124 162H125V161H124ZM133 162H135V161H133ZM47 163H48V162H47ZM51 163H52V162H51ZM54 163H55V161H54ZM56 163H57V162H56ZM62 163H63V161H62ZM67 163H69V162H67ZM79 163H80V162H79ZM116 163H115V164H116ZM126 163H127V162H126ZM131 163H132V162H131ZM185 163H186V162H185ZM38 164H39V163H38ZM42 164H43V163H42ZM52 164H53V163H52ZM63 164L65 165V162H64ZM73 164H74V163H73ZM88 164H91V163H88ZM139 164H140V163H139ZM29 165H30V164H29ZM46 165H48V164H46ZM68 165H69V164H68ZM118 165H120V164H118ZM123 165L125 166V163H124ZM173 165H174V166H173ZM21 166H23V165L21 164ZM52 166H53V165H52ZM61 166H62V165H61ZM66 166H67V165H66ZM116 166H117V165H116ZM32 167H33V166H32ZM36 167H37V166H36ZM36 167H35V168H36ZM38 167H39V166H38ZM86 167H87V166H86ZM86 167H85V168H86ZM92 167H93V166H92ZM102 167H104V166H102ZM126 167H127V166H126ZM131 167H132V166H131ZM173 167H174V170H173ZM30 168H31V167H30ZM54 168H55V167H54ZM63 168H64V167H63ZM67 168H68V167H67ZM74 168H75V167H74ZM93 168H94V167H93ZM95 168H96V167H95ZM119 168H120L119 166H118V168L115 167V170H116V169H119ZM143 168L146 169L145 167H143ZM143 168H142V169H143ZM183 168H186V166L183 167ZM69 169H70V168H69ZM78 169H79V168H78ZM83 169H84V168H83ZM90 169H92V168H90ZM124 169H126V168H124ZM124 169H123L122 166H121V169H120V170L124 171ZM16 170H17V169H16ZM22 170H23V169H22ZM22 170H21V171H22ZM37 170H38V168H37ZM39 170H40V169H39ZM60 170H61V169H60ZM71 170H73V169H71ZM139 170H140V169H139ZM170 170H172V171H171L172 173L170 172ZM18 171H19V170H17V172H18ZM28 171H29V170H28ZM30 171H31V169H30ZM53 171H54V170H53ZM101 171H103V170H101ZM105 171H107L106 168H105ZM111 171L114 172L113 170H111ZM116 171H117V170H116ZM118 171H119V170H118ZM118 171H117V172H118ZM140 171L142 172V170H140ZM177 171H179V173H177ZM22 172H23V171H22ZM22 172H20V173H22ZM63 172H64V171H63ZM69 172H70V171H69ZM88 172H90V171H88ZM120 172H121V171H120ZM136 172H137V171H136ZM144 172H145V171H144ZM144 172H142V173H140V174L142 175ZM163 172H165V173L168 172L169 175H171L170 178L167 176V177L169 178V179H168V180H169V183H167V182H168V181H167V182H166V183H167L166 185L162 182L163 179H161V177H160V175H162ZM180 172L183 173L184 175H183V174H180ZM26 173H27V172H25L23 175H25ZM30 173H32V172H30ZM49 173H50V172H49ZM82 173H83V171H82ZM137 173H138V172H137ZM157 173L160 174V175H157ZM170 173H171V174H170ZM173 173H175V175L177 176V178H176L175 175H174L175 179H177L175 182H174L175 179L173 178V175H172ZM35 174H36V173H35ZM57 174H58V173H57ZM72 174H74V173H72ZM97 174H98V173H97ZM104 174H105V173H104ZM106 174H107V173H106ZM116 174H117V173H116ZM124 174H125V173H124ZM138 174H139V173H138ZM21 175H22V174H21ZM21 175H18V176H21ZM36 175H37V174H36ZM51 175H52V174H51ZM55 175H56V174H55ZM60 175H61V174H60ZM82 175H83V174H82ZM99 175H100V174H99ZM109 175H110V173H109ZM111 175H113V174H111ZM117 175H118V174H117ZM134 175L136 176V174H134ZM166 175H167V173H166ZM27 176H28V175H27ZM45 176H46V175H45ZM48 176H49V175H48ZM52 176H53V175H52ZM57 176H58V175H57ZM84 176H85V175H84ZM86 176H87V175H86ZM100 176H101V175H100ZM113 176H114V175H113ZM124 176H125V175H124ZM135 176H134V177H135ZM21 177H22V176H21ZM38 177H39V176H38ZM50 177H51V176H50ZM70 177H71V176H70ZM136 177H137V176H136ZM171 177H172L174 180L171 179ZM186 177H187V176H186ZM18 178H19V177H18ZM53 178H54V177H53ZM55 178H56V177H55ZM82 178H83V177H82ZM104 178H105V177H104ZM110 178L114 179L113 177H110ZM162 178H163V177H162ZM64 179H65V178H64ZM83 179H84V178H83ZM93 179H94V178H93ZM102 179H103V178H102ZM106 179H107V178H106ZM124 179H125V177H124ZM48 180H49V179H48ZM55 180H56V179H55ZM58 180H59V179H58ZM87 180H88V179H87ZM104 180H105V179H104ZM110 180H111V179H110ZM110 180H109V181H110ZM119 180H120V179H119ZM129 180H130V179H127V181H129ZM131 180H132V179H131ZM33 181H34V180H33ZM33 181H32V182H33ZM65 181H66V179H65ZM69 181H70V180H69ZM106 181H107V180H106ZM114 181H115V180H114ZM116 181H118V178H117ZM116 181H115V183H116ZM164 181H165V180H164ZM15 182H16V181H15ZM35 182H36V181H35ZM52 182H53V181H52ZM61 182H62V181H61ZM61 182H60V183H61ZM87 182H88V181H87ZM107 182H108V181H107ZM159 182H160V183H159ZM72 183H73V182H72ZM89 183H90V181H89ZM89 183H88V184H89ZM98 183H99V182H98ZM118 183H119V181H118ZM125 183H126V182H125ZM177 183H178V181H177ZM182 183H181V184L178 183L177 185H180V186H181V185H183ZM189 183H190V181L188 182V186H187V183H186V186L189 187L190 190H192V187H193V186H192L191 184H190V186H189ZM64 184H65V183H64ZM67 184H68V183H67ZM128 184H129V183H128ZM50 185H51V184H50ZM61 185H62V184H61ZM65 185H66V184H65ZM85 185H86V184H85ZM108 185H109V184H108ZM115 185H116V184H115ZM117 185H118V184H117ZM119 185H120V184H119ZM119 185H118V186H119ZM20 186H21V184H20ZM54 186H55V185H54ZM86 186H87V185H86ZM89 186H91V185H89ZM89 186H88V187H89ZM93 186H94V185H93ZM110 186H111V184H110ZM110 186H109V187H110ZM129 186H130V185H129ZM136 186H135V188H137ZM191 186H192V187H191ZM32 187H33V185H32ZM64 187H65V186H64ZM103 187H104V186H103ZM109 187H106V188L108 189ZM111 187H113V186H111ZM111 187H110V188H111ZM30 188H31V187H30ZM54 188H55V187H54ZM82 188H83V187H82ZM183 188H184V185H183ZM12 189H13V188H12ZM22 189H23V188H22ZM33 189L35 190V188H33ZM73 189H75V188H73ZM84 189H85V188H84ZM115 189H116V187H115ZM161 189H162V190H161ZM13 190H14V189H13ZM34 190H33V191H34ZM91 190H93V187H92ZM113 190H114V189H113ZM96 191H97V190H96ZM101 191H102V189H101ZM109 191H110V190H109ZM111 191H112V190H111ZM119 191H120V190H119ZM122 191H123L122 193H124V194L126 193V192H124V190H122ZM161 191H163V192L159 194V192H161ZM181 191H182V190H181ZM11 192H12V191H11ZM106 192H107V191H106ZM196 192H197V191H196ZM69 193H70V192H69ZM99 193H100V192H99ZM116 193H117V192H116ZM139 193H140V192H139ZM192 193H193L194 195H197V194L194 193V192H192ZM192 193H189V195H190V196H193ZM200 193H201V192H200ZM67 194H68V193H67ZM95 194H96V192H95ZM68 195H69V194H68ZM121 195H122V194H121ZM133 195H134V194H133ZM140 195H141V194H140ZM176 195H177V194H176ZM5 196H6V195H5ZM56 196H57V195H56ZM96 196H97V194H96ZM108 196H109V195H108ZM108 196H107V198H108ZM122 196H123V195H122ZM138 196H139V195H138ZM201 196H202V194H201ZM6 197H7V196H6ZM65 197H66V196H65ZM69 197H70V196H69ZM71 197H72V196H71ZM80 197H81V196H80ZM110 197H111V194H110ZM125 197H126V195H125ZM125 197H124L123 199H125ZM63 198H64V197H63ZM63 198H62V199H63ZM72 198H73V197H72ZM95 198H96V197H95ZM100 198H101V197H100ZM117 198H119V197H117ZM150 198H151V199H150ZM152 198H153V199H152ZM55 199H56V197H55ZM79 199H80V198H79ZM81 199H82V198H81ZM96 199H97V198H96ZM120 199H121V198H120ZM129 199L131 200L130 197H129ZM137 199H138V198H137ZM5 200H6V199H5ZM5 200L3 199V201H5ZM56 200H57V199H56ZM63 200H65V198H64ZM63 200L61 201V203L63 202ZM85 200H86V198H85ZM88 200H89V199H88ZM88 200H87V201H88ZM113 200H115V199H113ZM117 200H118V199H117ZM127 200H128V199H127ZM144 200H145V201H144ZM150 200H151V201H150ZM165 200H166V201H165ZM33 201H34V200H33ZM75 201H76V200H75ZM110 201H112V200H110ZM132 201H134V199H133ZM139 201H140V200H139ZM202 201H203V198H202ZM52 202H53V201H52ZM79 202H80V201H79ZM99 202H100V201H99ZM112 202H113V201H112ZM204 202H205V200H204ZM43 203H44V202H43ZM63 203H64V202H63ZM100 203H101V202H100ZM113 203H114V202H113ZM115 203H116V201H115ZM117 203H118V202H117ZM196 203H197V202H196ZM196 203H194V204H196ZM35 204H36V203H35ZM35 204H34V205H35ZM37 204H38V203H37ZM52 204H53V203H52ZM83 204H84V203H83ZM88 204H89V203H88ZM106 204H107V203H106ZM118 204H119V203H118ZM135 204H136V203H135ZM138 204H139V203H138ZM205 204H207V203H205ZM8 205H9V203H8ZM59 205H60V204H59ZM64 205H65V204H64ZM94 205H95V204H94ZM160 205H162V206H160ZM168 205L170 206V204H168ZM92 206H93V205H92ZM111 206H112V205H111ZM136 206H137V205H136ZM147 206H146V207H147ZM163 206H164V207H163ZM88 207H89V206H88ZM123 207H124V205H123ZM146 207H145V208H146ZM172 207H173V206H172ZM10 208H11V207H10ZM84 208H85V207H84ZM110 208H111V207H110ZM116 208L118 209L119 207H116ZM120 208H121V207H120ZM147 208H148V207H147ZM167 208H168V207H167ZM66 209H67V208H66ZM149 209H151V207H150ZM17 210H18V209H17ZM109 210H110V209H109ZM139 210H140V209H139ZM139 210H138V212H139ZM167 210H168V209H167ZM172 210H173V209H172ZM32 211H33V210H32ZM35 211H36V210H35ZM53 211H54V210H53ZM65 211H66V210H65ZM8 212H9V211H8ZM43 212H44V211H43ZM105 212H106V211H105ZM112 212H113V211H112ZM33 213H34V212H33ZM51 213H52V212H51ZM57 213H58V212H57ZM72 213H73V212H72ZM93 213H94V212H93ZM103 213H104V212H103ZM116 213H117V212H116ZM144 213H143V215H144ZM150 213H151V214H150ZM155 213H156V215H155ZM63 214H64V213H63ZM114 214H115V212H114ZM117 214H119V213H117ZM139 214H140V213H139ZM210 214H211V213H210ZM51 216H52V215H51ZM118 216H119V215H118ZM140 216H142V213H141ZM144 216L147 217V215H144ZM116 217H117V216H116ZM49 218H50V217H49ZM57 218H58V217H57ZM122 218H123V217H122ZM168 218H170V217L168 216ZM68 219H69V218H68ZM80 219H81V218H80ZM156 219H157V220H156ZM6 221H7V220H6ZM89 221H90V220H89ZM109 221H110V220H109ZM4 222H5V221H4ZM81 222H82V221H81ZM170 222H171V221H170ZM35 223H36V222H35ZM56 223H57V222H56ZM58 223H59V222H58ZM161 223H162V222H161ZM170 224H171V223H170ZM170 224H169V225L164 224V225H165V226L167 225V226H168L167 228H170V226H171ZM44 225H45V224H44ZM115 225H116V224H115ZM126 225H127V224H126ZM159 225H160V224H159ZM241 225H242V224H241ZM54 226H55V225H54ZM111 226H112V225H111ZM31 227H32V226H31ZM45 227H48V226H45ZM69 227H70V226H69ZM92 227H93V226H92ZM154 227H156V229H157V226H152V228H154ZM159 227H161V226H159ZM159 227H158V228H159ZM162 227H164V226L162 225ZM173 228H174V227H173ZM29 229H30V228H29ZM109 229H110V228H109ZM109 229H108V230H109ZM119 229H120V228H119ZM162 229H163V228H162ZM34 230H35V229H34ZM93 230H94V229H93ZM106 230H107V229H106ZM129 230H130V229H129ZM169 230H170V229H169ZM16 231H17V230H16ZM73 231H74V230H73ZM153 231H154V230H153ZM165 231H166V230H165ZM167 231H168V230H167ZM98 232H99V231H98ZM131 232H132V231H131ZM155 232L158 233L159 231H155ZM163 232H164V231H163ZM212 232H213V231H212ZM100 233H101V232H100ZM128 233H129V232H128ZM153 233H154V232H153ZM157 233H156V234H157ZM161 233H162V232H161ZM167 233H168V232H167ZM169 233H170V232H169ZM221 233H222V232H221ZM252 233H253V232H252ZM89 234H90V233H89ZM112 234H113V233H112ZM156 234H155V235H156ZM164 234H165V236H163V237H166L167 234H166V233H164ZM257 234H258V233H257ZM259 234H260V233H259ZM15 235H16V234H15ZM40 235H41V234H40ZM90 235H91V234H90ZM97 235H98V233H97ZM263 235H264V234H263ZM12 236H13V235H12ZM17 236H18V234H17ZM82 236H83V235H82ZM125 236H126V235H125ZM127 236H128V234H127ZM160 236H161V235H160ZM251 236H252V235H251ZM106 237H107V236H106ZM106 237H104V239H105ZM133 237H134V236H133ZM140 237H141V236H140ZM142 237H143V236H142ZM153 237H154V236H153ZM169 237H170V236H169ZM169 237L167 236V238H169ZM27 238H28V236H27ZM35 238H36V237H35ZM137 238H138V237H137ZM42 239H43V238H42ZM69 239H70V238H69ZM171 239H172V238H171ZM99 240H100V239H99ZM156 240H157V239H156ZM164 240H165V239H164ZM164 240H163V243H164L165 241H167V242L169 241V239H168V240H165V241H164ZM213 240H214V239H213ZM250 240H251V239H250ZM54 241H55V240H54ZM87 241H88V240H87ZM106 241H107V240H106ZM116 241H117V240H116ZM124 241H125V240H124ZM154 241H155V239H154ZM85 242H86V241H85ZM149 242H150V241H149ZM155 242H156V241H155ZM160 242H162V241H160ZM167 242H166V243H167ZM170 242H171V240H170ZM98 243H100V242H98ZM102 243H103V242H102ZM104 243H105V242H104ZM168 243H169V242H168ZM108 244H109V243H108ZM149 244H150V243H149ZM153 244H155V243H152V245H153ZM150 245H151V244H150ZM150 245H149V246H150ZM161 245H162V243H161L159 246H161ZM210 245H211V244H210ZM238 245H239V244H238ZM74 246H75V245H74ZM154 246H155V245H154ZM167 246H168V245H167ZM170 246H171V245H170ZM152 247H153V246H152ZM163 247H164V245H163ZM210 247H211V246H210ZM232 247H233V246H232ZM67 248H68V247H67ZM94 248H95V247H94ZM160 248H161V247H160ZM165 248H166V246H165ZM168 248H169V247H168ZM158 250H159V249H158ZM158 250H157V251H158ZM154 251L156 252V250H154ZM161 252L163 253V251H161ZM161 252H160V253H161ZM165 252H166V251H165ZM149 253H150V252H149ZM153 253H154V252H153ZM89 254H90V253H89ZM154 254H155V253H154ZM34 255H35V254H34ZM74 255H75V254H74ZM158 256H159V255H158ZM18 257H19V256H18ZM145 257H146V256H145ZM71 258H72V254H71ZM150 258H151V257H150ZM240 260H241V259H240ZM246 261H247V260H246ZM50 262H51V261H50ZM252 263H253V262H252ZM52 264H54V263L52 262ZM57 264H58V263H57ZM174 264H175V263H174ZM239 264H240V263H239Z\"/></svg>",
    "mask_w": 264,
    "mask_h": 264
}]
</instances>
